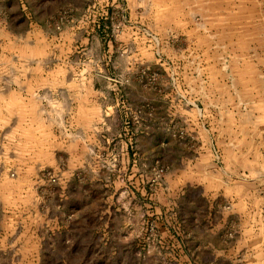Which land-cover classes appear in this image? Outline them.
Returning <instances> with one entry per match:
<instances>
[{
	"label": "crops",
	"instance_id": "1",
	"mask_svg": "<svg viewBox=\"0 0 264 264\" xmlns=\"http://www.w3.org/2000/svg\"><path fill=\"white\" fill-rule=\"evenodd\" d=\"M23 4L7 1L0 12V52L10 54L2 64L14 69L0 78V97L36 100L37 85H45L41 93L64 118L50 126L36 120L29 146L10 152L24 159L15 167L0 162V264H149L151 257L165 264H247L244 245L256 243L261 229L259 222H241L240 157L234 171L215 166L214 146L192 133L183 96L173 95L172 103L158 95L150 111L128 50L109 46L119 56L106 65L96 61L93 75L79 60L60 62L62 75L47 61L46 75L34 74L36 61L21 62L20 54L43 31L28 17L17 21ZM22 21L28 26L17 29ZM71 30L62 43L76 52L82 32ZM93 31L94 47L102 31ZM159 167L167 170L152 188ZM43 168L58 169L57 185L40 180Z\"/></svg>",
	"mask_w": 264,
	"mask_h": 264
},
{
	"label": "rangeland",
	"instance_id": "2",
	"mask_svg": "<svg viewBox=\"0 0 264 264\" xmlns=\"http://www.w3.org/2000/svg\"><path fill=\"white\" fill-rule=\"evenodd\" d=\"M7 1L12 0H0V12ZM22 1L24 17L17 21L28 17L43 31L36 34L34 43H25L20 54L21 62L36 61L34 74L46 75L43 63L47 61L54 75H62L64 71L56 68L60 62L79 60L86 64L84 73L93 75L96 61L110 64L118 55L109 46L128 50L133 80L137 83L142 77L150 101L166 94L173 103V95L183 96L181 100L193 113L192 133H197L201 144L207 141L214 146V163L219 164L215 166L234 171L232 163L240 157L241 222H259L261 229L256 243L244 245L249 250L247 264H264V0ZM1 18L0 13V24ZM24 22L13 26L24 29L29 24ZM99 26L102 35H96L99 42L93 47V29ZM71 28L82 32L76 52L62 43L72 35ZM7 55L0 52V78L14 75V69L2 64ZM4 86L0 81V91ZM37 86L36 100L28 95L0 97L2 166L15 167L24 159L23 154L15 157L10 152L14 145L21 151L29 146L36 120L48 126L63 122L60 105L41 93L47 86ZM147 104L151 111L152 101ZM157 169L152 188L160 185L153 183ZM10 171L15 178L17 171ZM46 172L57 178L56 184L43 177ZM39 173L45 184H58V169L43 168ZM199 255L206 253L200 250ZM118 262L140 264L141 260ZM149 264L165 262L151 257Z\"/></svg>",
	"mask_w": 264,
	"mask_h": 264
},
{
	"label": "built area",
	"instance_id": "3",
	"mask_svg": "<svg viewBox=\"0 0 264 264\" xmlns=\"http://www.w3.org/2000/svg\"><path fill=\"white\" fill-rule=\"evenodd\" d=\"M166 173V169L160 167L157 169L156 173L154 174L153 183L159 184L163 181L164 175ZM43 177H45L51 184L57 183V178L52 175L50 172H46Z\"/></svg>",
	"mask_w": 264,
	"mask_h": 264
}]
</instances>
